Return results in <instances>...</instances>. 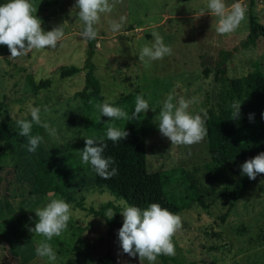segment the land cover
<instances>
[{
  "label": "rangeland",
  "instance_id": "1",
  "mask_svg": "<svg viewBox=\"0 0 264 264\" xmlns=\"http://www.w3.org/2000/svg\"><path fill=\"white\" fill-rule=\"evenodd\" d=\"M232 2L226 0L229 6ZM31 3L33 14L42 21L45 31L67 23L63 24L64 37L55 49H31L11 57L7 46L0 45V103L6 105L15 130L11 143L0 153V264H65L68 259L76 264H97V259L108 253L116 264H148L138 256L129 257L119 248L116 232L122 224L121 199L107 188H96L89 165L80 160L79 151L85 146L84 139L89 138L88 116L81 95L84 72L59 76L64 68H82L87 50L88 41L77 35L81 21L74 0ZM113 3L112 13L101 14L95 25L98 35L92 61L104 100L116 102L123 95L140 92L152 108L143 113L147 171L182 167L194 174L199 189L211 193L204 194L206 209L191 203L178 214L181 225L172 236L174 254H164V261L157 258L156 264H264V174L229 208V199L223 192L242 175L240 165L244 161L214 169L205 152V137L191 145L171 144L156 125L160 102L172 90L177 97L191 99L190 113L200 114L206 121L216 120L226 114L223 103L230 80L247 76L255 64L264 76V38L253 46H240L248 34L250 14L264 25V0H243L245 19L227 34L215 31L217 18L207 13V0ZM201 10L205 12L202 15ZM120 16L125 17L124 25L113 33L109 22ZM153 31L163 37L172 53L160 60L141 61L139 51L150 44ZM224 51L231 52L226 62V79H215L216 63ZM41 81L46 82L45 86L33 92ZM29 104L40 107L41 121L56 129V136L52 137L43 127L33 124L31 134L43 137L34 152L27 151V138L18 135L15 123L27 112ZM6 122L0 116V125ZM102 122L107 128H124L130 134L128 126L134 120L111 121L102 117ZM236 124L248 134L253 122L236 120ZM38 155L43 160L49 155L58 157L57 163L63 158L75 163L66 185L56 194H30ZM55 197L72 206V215L66 230L48 241L57 256L56 261L50 262L35 252L44 237L28 229L34 227L36 220L33 211ZM109 208L115 213L110 220L103 216Z\"/></svg>",
  "mask_w": 264,
  "mask_h": 264
},
{
  "label": "clouds",
  "instance_id": "2",
  "mask_svg": "<svg viewBox=\"0 0 264 264\" xmlns=\"http://www.w3.org/2000/svg\"><path fill=\"white\" fill-rule=\"evenodd\" d=\"M74 7L78 10L77 15L81 21V30L77 35L85 41H90L98 35L95 25L99 22L101 14L112 13L114 3L113 0H74ZM206 7L207 13L217 18L215 31L219 34L231 33L246 16V5L243 0H233L230 6L226 4V0H207ZM203 13L205 12L201 10V15ZM124 21V16L111 19L109 30L113 33L120 31ZM64 23L67 22L45 31L41 27L42 21L33 14L31 0H4L0 3V45L7 46L11 57L23 55L31 49H55L64 37ZM151 36L153 39L150 44H146L139 51L141 61L145 58L147 61H155L171 55L172 48L164 42L158 32L153 31ZM160 103L157 129L171 144L191 145L201 142L207 135L206 117L188 111L192 103L191 99L177 97L175 90H172ZM240 103L233 104L235 111L232 118L239 115ZM26 107L27 112L22 113L15 123L19 129L18 135L27 138V151L34 152L43 142V137L39 134H31L33 124L43 127L52 137L56 136V129L47 122L41 121L40 107L31 104ZM97 108L100 117H107L111 121L121 119L128 121L140 113H145L151 107L148 99L137 94L131 113L108 100L99 103ZM25 115L30 116V119L24 118ZM127 135L124 128L110 126L106 129L107 139L114 143L120 142ZM84 145L79 151L81 163L90 165L92 171L103 179H108L117 173V168L112 166L113 159L103 155L106 145L98 143L93 138L84 139ZM240 172L249 180L255 179L257 174L264 173V152L245 160L240 165ZM119 205L122 224L116 236L123 253L129 257L143 258L148 264H156L157 257L161 254H174L172 236L181 225L179 215L161 207L158 203H150L147 207L140 208L129 205L121 199ZM33 212L36 220L34 227L29 228L28 231L44 237V240L37 244L35 252L39 257H46L48 261L54 262L57 259L56 252L48 241L54 236H60L66 230L72 215V206L62 198L55 197ZM114 215L113 210L109 208L103 216L110 220Z\"/></svg>",
  "mask_w": 264,
  "mask_h": 264
},
{
  "label": "trees",
  "instance_id": "3",
  "mask_svg": "<svg viewBox=\"0 0 264 264\" xmlns=\"http://www.w3.org/2000/svg\"><path fill=\"white\" fill-rule=\"evenodd\" d=\"M252 4V2H250ZM259 38H264V25L250 14L248 34L241 42L243 48L253 46ZM97 40L87 42V50L82 68L70 66L59 72L60 78L71 76L77 72H84V84L81 95H84L85 108L88 116L89 138L106 145L103 151L105 157H111L112 166L117 168V173L108 179L97 176L92 171V182L96 188H107L117 198L123 199L129 205L145 208L150 203H158L174 214H179L191 203H198L204 209V194L210 195L197 187V181L192 172L182 167L169 170L148 172L146 168V135L147 128L143 113L132 118L128 128L130 134L120 142H112L106 137V125L102 122L97 105L104 100L100 81L97 79L96 67L92 59L95 54ZM236 49V48H235ZM231 52L224 51L216 63L217 72L215 79H226V62ZM207 74V71H205ZM32 85L31 77L27 78ZM41 81L33 92L45 86ZM140 92L127 94L114 102L117 106L131 113L135 103V96ZM240 103L239 115L232 118L235 111L233 104ZM226 114L216 120L206 121L207 135L205 136V152L214 169L229 167L231 164L245 161L257 154L264 152V76L261 75L257 65L247 76L229 81L227 96L223 103ZM4 116L6 123L0 125V153L4 147L11 143L12 133L15 131L10 124V115L4 103H0V116ZM251 115V119H249ZM236 120L252 121L251 131L246 134L244 129L236 124ZM38 154V153H37ZM39 156L36 169L31 182L30 194H56L66 185L69 171L73 169L74 162L63 158L57 163L56 156H47L44 160ZM52 171V174L50 173ZM249 180L246 175H240L223 195L229 199V208L244 196L249 185L253 184L261 175ZM78 174H75V176ZM1 183V177H0ZM56 185L60 188L56 189ZM6 198V197H5ZM157 258L164 261V254ZM65 264H76L73 259H68ZM97 264H116L114 257L108 253L97 259Z\"/></svg>",
  "mask_w": 264,
  "mask_h": 264
}]
</instances>
